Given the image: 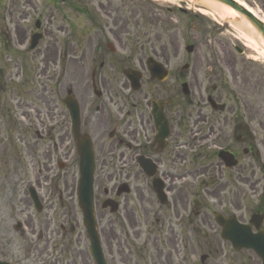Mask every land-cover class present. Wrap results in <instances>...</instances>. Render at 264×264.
Listing matches in <instances>:
<instances>
[{
    "label": "rangeland",
    "instance_id": "obj_1",
    "mask_svg": "<svg viewBox=\"0 0 264 264\" xmlns=\"http://www.w3.org/2000/svg\"><path fill=\"white\" fill-rule=\"evenodd\" d=\"M61 1H31L28 8L31 14V19L27 20L28 27L32 29L34 20L39 19V15H42L41 23H43L44 31H46L43 41L37 47L18 57L25 65L24 71L18 73L19 77L26 78L22 81L17 78L16 83L19 84H14L19 91H16V94L21 93L17 97L21 96L27 104L30 102L31 105H43L45 92L43 93L44 88L42 90L41 82L44 83L45 80L44 78L38 79L37 75L45 68L46 63L40 60L41 54H36L39 48L47 45L58 47L62 41L67 40V43H70L73 39L76 50H78V45H87L89 40H94L96 36L98 38L102 32L93 27L95 22H91L89 15L90 9L95 8L100 1L104 5L103 7L108 8L109 6L112 13L110 17L115 15L116 10L117 14L118 12L119 14L122 13L123 25L125 26L124 28L123 25L120 26L117 32L120 43L110 40L115 47L116 55L120 56L123 51L126 52L138 42V45H145L144 54L148 56L150 46L153 44L157 50L155 57L169 71L168 79L163 85L169 88L175 87L174 111L178 112V109L182 111V115L176 116L175 119L179 120L174 124L184 126L188 120L202 121L205 118L204 122H199L197 126L188 128L189 131L183 130L181 134L177 131L176 125L173 134L174 144L179 146L174 149V156L179 154L174 167L176 173H185L184 175L173 176L170 181L173 187L170 192L173 233L170 234V231L166 229L167 224L161 230L156 225L153 216L146 222L141 220L139 224L136 223L134 228L139 232V241L142 245L135 244L137 253L134 252V249H132L133 253L126 251V254L128 253L125 255L127 261L124 264H153L152 260L154 264H161L160 261L165 260L166 264H200L199 258L206 253V248L209 246L217 247L219 230L213 222L212 214L214 212L235 211V216H241L242 220L246 219L255 201L264 191V144L262 149L257 144L260 151L259 159H252L251 161L250 155L247 157L240 155L239 157L244 168L241 172L242 176L251 179L253 173L252 180L249 182L252 186L244 188L235 182L234 174L237 169L219 172L217 159L214 156L219 147L225 146V136L230 134L234 125L233 120L237 115V105L240 108L238 112L240 115L249 112V110L252 112L254 110L255 124L257 125L260 119L264 122V110L256 111L258 106L264 107V57L244 46L241 47L244 48V56L247 58L244 60L238 57L232 51L231 46L239 43V33L224 22L217 20L215 15H212L213 12H210L211 15H209L210 13L205 14L200 7L184 0H64V3ZM239 1L255 10L258 16L264 20V0ZM0 3V12H2L4 7L2 4L7 6L9 1L0 0ZM71 3L74 9L70 7ZM168 9H171L170 15L167 13ZM179 9L185 11L186 15L180 13ZM10 29L11 27H9ZM70 32H73V37ZM186 45H194L195 48L191 54L184 52ZM67 50L71 53L75 47ZM5 52L3 50L0 54V69L4 70L8 68L5 64L7 61ZM80 55L81 53H76L75 56L65 59L63 71V86L65 88L72 87L73 92L76 93L84 91L85 85L88 83L90 69H92V64L88 61H69ZM86 55L88 54L86 53ZM227 57L230 60L228 65L225 64ZM235 63V70L232 73L231 68ZM185 64L189 66V69L182 71L181 68ZM207 67L211 68V71H207ZM48 69L49 72H52V76L55 65L50 62ZM5 78V81L8 80V76ZM182 82H186L189 86L192 104L183 101L179 87ZM0 83L2 84L3 81L0 80ZM8 84L9 82H7ZM212 86L217 87L214 94L211 93ZM207 90L213 94V97L215 95L220 97L218 103L225 107L223 113H213L207 107L205 102ZM171 93H173V89H171ZM11 98L8 92L1 95L4 104L6 100L11 105ZM244 105L247 111H244ZM245 121L248 120L245 119ZM0 124L5 127L2 123ZM210 124L213 126V131L209 128ZM217 127H221L222 132H218ZM0 139V232L3 229L12 230V221L8 220V217L14 213L16 216L14 221L24 224L23 231L25 233L24 237L12 235V233L9 235L10 239L13 237L17 253L21 252L22 256V252L28 248L31 251L35 248V251H44L46 240H49L48 249L50 247L56 250L62 248L64 258L67 257V253L70 254L71 252L68 250L71 247L70 242L75 239L73 236L76 235L75 237H77L78 231H81L80 234L83 235L80 213L76 208L75 186L78 174L74 152L69 153V158L66 159L69 169L58 170L55 167L57 160L51 155L48 172H40L37 168L35 170L29 169L25 174L15 169L18 153L14 155L15 149L10 148V141L7 142L3 134H1ZM63 145L65 150L67 147H71L72 140L69 135L68 141ZM31 149L32 152L36 150L34 147ZM195 150L205 151L206 159L193 157ZM21 157H23V153H21ZM33 157L35 159L36 156L31 155L29 157L28 155L25 164H30V159L33 161ZM201 160L205 161L208 167L202 173L200 170L195 172L197 167L194 164L199 166ZM118 178L119 176H112L111 183L117 184L123 181V179L119 180ZM105 179V176L95 174V195L100 194V187L106 186V183L104 184ZM135 183L133 181L131 184ZM29 186H34L42 199L43 210L40 213L33 210L32 203L28 200L27 188ZM215 186L218 187L213 191ZM172 202L175 203L176 207ZM236 205L240 206L238 212ZM99 206L100 203L96 206L97 210H100ZM164 212L167 216L166 209ZM111 219L113 220L112 227L117 234V242L124 243L126 230L118 222V216ZM23 220L29 222L28 227L25 228L26 225ZM99 221L100 226L104 227L107 217L105 216ZM77 239L79 240V237ZM100 239L107 264L108 262L118 264L115 260L109 259L111 257L106 243L103 242L102 238ZM84 243L86 244V242ZM84 243H80L82 250L85 247ZM114 247L116 246L114 245ZM141 247L143 250L139 251L138 248ZM224 247L228 246L225 244ZM112 252L115 257L117 255L116 249L114 248ZM72 253L77 259V264H80L83 258L77 257L78 255L74 250ZM168 254H170L169 258ZM84 259L87 262V258L84 257Z\"/></svg>",
    "mask_w": 264,
    "mask_h": 264
},
{
    "label": "flooded vegetation",
    "instance_id": "obj_2",
    "mask_svg": "<svg viewBox=\"0 0 264 264\" xmlns=\"http://www.w3.org/2000/svg\"><path fill=\"white\" fill-rule=\"evenodd\" d=\"M8 1L7 6L2 4L4 5L3 11L0 12V47L4 51H8L5 63L8 68L6 70L0 69V80L3 81L2 84L0 83L2 85L0 86V123L5 126L3 127L0 124V137L3 134L7 142L10 141V148L15 149L14 155L18 153L17 160H15L16 171L26 174L29 169L35 170L38 168L40 172H48L51 155L54 154L56 159L61 158L66 161L69 158V153L75 152V145L67 147L66 150L63 145L68 141L71 125L65 110V98L68 95L74 96L79 111V133L80 135L87 136L91 142L95 174L106 177L104 181L106 186L100 187V194L94 196L95 201L101 204L105 200H111L117 206L118 215L110 214L109 209H100L96 212V217L99 220L105 216L107 217L105 226L99 227L101 231L100 238L106 243L111 257L109 259L115 260L118 264H124L127 261L125 255L132 252V249L137 253L135 244L139 243V246L142 245L139 241V232L134 228L136 223L139 224L141 220L146 222L147 219L153 216L157 223L156 225L161 230L167 224L166 229L170 231V234L173 233V226L171 224L173 221L170 214V192L173 190V187L170 181L174 175L176 158L179 157V154L174 156V149L178 145L174 144L173 134L177 125L174 123H177V120H179L175 118L182 115L181 109H178V112L174 111L176 101L174 98L175 87L162 86V84L149 77L145 68L146 59L149 57L155 59V56H157V50L153 44L150 46L149 56H145L144 54L145 45H138V42H136L137 45L132 46L130 49L126 50L125 48L126 52L123 51L120 56L111 53L110 40L120 43L117 32L124 23L123 14H119V12L117 14L116 10L115 15L110 17L112 13L109 6L107 5L108 8L103 7L104 5L100 1L95 8L92 7L90 9L91 17H89L91 22H95V24L93 23V27L97 31L102 32L98 38L96 36L94 40H89L90 42L87 45H78L79 51L76 50V45L73 42L75 40L73 39L70 43L61 42V50L59 51L55 45L37 48L36 54H41L40 60L46 63L45 68L37 75L38 79L44 78L45 80L44 83L41 82L45 98L42 102L43 105H31L30 102L27 104L26 100L22 99L21 96L17 97L21 93L16 94L17 89L14 84H16V80L19 77L18 73H20V66L18 64H22V60L18 57L28 53L30 50L25 51V53H16L15 50L24 48L27 43L26 41L35 33L34 30L28 27L27 21L31 19L28 8L32 0ZM61 3H64V0ZM70 7L74 9L72 3ZM41 20L42 15H39V19L34 20L36 25H38V31L41 32L38 44L43 41L46 31H44ZM124 26L122 27L124 28ZM9 27H11L10 30ZM72 47H75V50L70 53L67 49H71ZM1 53L2 50H0ZM58 53H60V56ZM76 53H81V55L69 61H88L92 64V69H90L88 83H86L84 91L81 93L74 91V94L72 87L65 88L63 86V71L65 59L75 56ZM229 61L227 57L225 64H230ZM50 62L53 64L59 63V67L54 70L52 76V72H49L48 69ZM235 65L236 63L231 68L232 73H234ZM209 70L211 71V68ZM131 71L140 72L141 88L138 91L132 90L125 78V74ZM6 76H8V80H6L9 82L8 85L5 81ZM25 78L23 76L20 77V81ZM171 89H173V93H171ZM211 91L213 94L216 93L217 87L212 86ZM6 92L12 97L10 101V104H13L12 106L6 100L4 104V100L1 99V95ZM210 95L208 94L206 97ZM219 99L220 97L215 95L214 100L216 103H218ZM186 101L192 104L191 98H186ZM236 108L237 115L233 120L234 125L232 130L229 135L225 136V146L219 147V149L229 151L237 160H239L240 154L243 157L250 155L253 157L250 159L252 160L260 154L257 144L261 149L264 144V122L260 119L256 125L254 110V114L249 110V112L240 115L238 113L240 111L239 105ZM243 108H245L244 111H247L245 105ZM263 110V106H258V109H256V111L260 112ZM223 112L224 107L219 113ZM213 113L215 112L213 111ZM158 116L164 118L167 125V137L161 143L158 140H160V135L164 133V130L161 129L160 131L157 128V124L160 127L163 124ZM154 117H157L156 121ZM204 119L202 121L197 119L188 120L184 126L177 125L176 129L181 134L183 130L189 131L188 128L197 126L199 122H204ZM245 119L248 121L246 122ZM209 128L213 131L212 124H210ZM217 131L222 132V128L217 127ZM30 146L36 150L32 152V147ZM200 150H195L193 157L205 160L207 154L205 151L199 152ZM245 151H247V154H245ZM21 153H23V157H21ZM28 155L29 157L31 155L36 157L35 159L33 157V161L30 159V164L26 165L25 159ZM40 160L43 161L41 162ZM200 162L199 166L196 163L194 164L197 167L195 172L199 170L201 173L206 171L205 169H207L208 165L205 161L201 160ZM61 167L62 170L69 169L66 164H61ZM238 167V170L234 174L236 184L241 188L252 186L249 182L252 180L253 173L251 174V179H248L241 174L242 170H244L241 161ZM182 174L184 175L185 173ZM148 175L151 176L149 177ZM112 176H119L118 179H123L127 185L133 183V181L140 183L128 185L129 192L127 195H119L118 189L123 183H111ZM157 180L162 182V190L167 196V202L164 206L158 204L153 190L152 182ZM172 203L176 207L175 203ZM239 208L240 206L236 205L237 212ZM165 209L168 212L167 216L164 214ZM116 216H118V222L121 223L122 228L126 230L124 243L117 242V234L112 227L113 220L111 218ZM252 216H257V218L253 220L254 224L250 226L251 233L255 235L264 234V200L256 202L254 208L248 213L246 221L242 220L241 216L238 217L237 221L247 224ZM15 217L14 213L11 217H8V220L12 221V230L7 231L3 229L0 232V263L77 264V259L72 253V250H74L78 255L77 257L83 258L80 264H92L88 253L89 242L86 238L83 241L80 233H77V237H75L76 235L73 236L75 239L70 242L71 247L68 249L71 252L70 254L67 253V257L65 258L62 248L56 250L50 247L48 249L49 240H46L47 243H45L44 251H35L36 248L31 251L28 248L22 252L23 255L21 256V252H16L17 248L15 247L13 237L12 239L9 237L10 233L23 237L25 234L23 231L24 224L14 221ZM23 221L26 225L25 228L28 227L29 222ZM78 237L79 240L77 239ZM81 242H86V244L84 243L85 247L83 250L80 247ZM258 245L263 246V243L258 242ZM227 246L224 247L223 243L218 241L217 247H207L206 253L199 258V263L262 264V260L253 250H235L229 244ZM114 248L117 255L120 254V256L117 257L115 254L116 256L114 257V253L112 252ZM126 248L128 249L126 250ZM138 250L141 251L143 248H138ZM126 251L128 252L127 254ZM169 255H167L168 258ZM84 257L87 258V262ZM165 261H160V263L166 264ZM152 263L154 264L153 260ZM108 264H111V262H108Z\"/></svg>",
    "mask_w": 264,
    "mask_h": 264
},
{
    "label": "water",
    "instance_id": "obj_3",
    "mask_svg": "<svg viewBox=\"0 0 264 264\" xmlns=\"http://www.w3.org/2000/svg\"><path fill=\"white\" fill-rule=\"evenodd\" d=\"M194 4L212 10L213 12H220V9L225 8L227 10L234 11L238 16L234 18H227V21L231 25L237 27L241 32L250 37L257 45L264 51V25L256 20L248 11L244 10L239 4L232 0H188ZM186 52L191 53L193 51V46L186 47ZM187 67L185 66L184 69ZM148 69L152 75V78H157L163 81L167 76V73L163 67L155 63L152 59L149 60ZM184 94H187V87L185 84L182 85ZM75 101L69 98L66 101L67 109L70 113L71 120L74 126V132L77 130L78 123V111ZM77 150L79 154V179L77 182V202L78 208L81 209L83 215V224L85 226L87 235L91 241V253L96 264H104L102 259L101 250L99 249V242L96 233V224L93 214V156L90 149V142L87 138H78L77 140ZM221 158L225 162L227 167H233L236 165L235 162H231V158L227 154H221ZM124 189H121L123 192ZM108 203L103 204V208L106 207ZM216 222L224 227L223 234L225 239L229 240L233 245L238 242L239 245L245 248H256L254 246L255 240L253 236H246L242 230L244 226L234 224L238 227V231H229L225 229V225L229 223L228 220H224L221 216L215 215ZM264 241L262 236H259V240ZM256 251V249H255Z\"/></svg>",
    "mask_w": 264,
    "mask_h": 264
},
{
    "label": "bare ground",
    "instance_id": "obj_4",
    "mask_svg": "<svg viewBox=\"0 0 264 264\" xmlns=\"http://www.w3.org/2000/svg\"><path fill=\"white\" fill-rule=\"evenodd\" d=\"M235 1L238 2V3H240L241 5H243L245 8H247V10H249L253 14H255L252 9H250L248 6H246L245 4H243L242 2H240L239 0H235ZM202 12H204V11H202ZM206 13L207 12H205V14ZM207 14H209V13H207ZM227 14L232 15V12L231 11H228L227 12V11L223 10L222 12L218 13L217 19L218 20L219 19H222L223 20V19L226 18V16H228ZM209 15H211V14H209ZM238 36H239L241 42L244 43V45L248 49L252 50V52H255V53L257 52L259 55H262L264 57V51H261V50L258 49V47H257L258 45H257V43L255 41H253L252 39H250L249 37H247L245 35H240L239 34Z\"/></svg>",
    "mask_w": 264,
    "mask_h": 264
}]
</instances>
